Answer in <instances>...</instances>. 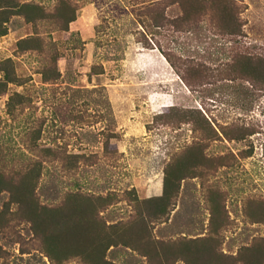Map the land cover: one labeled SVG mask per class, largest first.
Segmentation results:
<instances>
[{"label":"rangeland","instance_id":"obj_1","mask_svg":"<svg viewBox=\"0 0 264 264\" xmlns=\"http://www.w3.org/2000/svg\"><path fill=\"white\" fill-rule=\"evenodd\" d=\"M17 1L29 4L35 20L13 15L0 35V64L11 59L18 77L0 94V170L10 175L41 161L37 194L47 205L69 191H114L101 214L115 223L133 215V198L162 194L166 167L186 163L195 177L181 180L175 207L152 235L177 242L167 251L185 253L196 246L190 238L217 227L224 254L253 242L256 249L264 237V87L241 68L251 57L264 63V0H217L182 24L172 22L177 5L161 2L162 26L142 0ZM228 12L241 34L216 29L230 22ZM28 37L34 48L19 50L17 41ZM14 93L21 97L9 111ZM8 199L2 191L0 264H86L50 261ZM106 258L165 264L123 245L111 246Z\"/></svg>","mask_w":264,"mask_h":264},{"label":"trees","instance_id":"obj_2","mask_svg":"<svg viewBox=\"0 0 264 264\" xmlns=\"http://www.w3.org/2000/svg\"><path fill=\"white\" fill-rule=\"evenodd\" d=\"M169 1V5H177L180 13L172 18L174 23H187L190 17L196 19L204 16L209 10L207 4H215L217 0H142L141 4H149L147 7L155 13V23L162 26L165 18L161 7V2ZM61 3V2H60ZM28 3L21 4L17 0H0V35L7 32L6 23L13 15H23L26 21L33 22L35 19L25 10ZM229 13V23L216 24V29L226 34H241V27L236 23L234 16ZM215 17L217 12H215ZM38 18H43L40 16ZM74 19V14L67 18V22ZM32 37L21 38L17 41V47L21 51L34 48L28 42ZM165 54V55H164ZM163 55L174 65L168 54ZM261 59V58H259ZM258 58H248L241 68L246 71L249 67L250 78L264 87V63ZM193 62V61H192ZM252 63V68L250 66ZM191 63V62H187ZM190 65V64H189ZM256 68V71L254 67ZM198 64L190 66L192 71H197ZM236 67V66H235ZM3 76L0 78V94L6 92L9 83H17L18 77L14 73L12 60L7 58L0 64ZM254 70V71H252ZM249 74V73H248ZM183 82L193 89L192 85L184 75L180 76ZM47 78V76H45ZM18 93L10 94L7 99V109L14 110ZM165 112L161 116H165ZM48 156L51 153H47ZM78 156H73L76 159ZM70 163V162H69ZM174 165V164H173ZM171 166V164L169 165ZM164 169L163 190L160 196L137 199L136 210L127 220H119L115 223H107L102 216V211L115 200L114 191L107 194H94L86 191L65 192L61 201L47 205L40 201L37 194V187L42 177L43 166L39 160H30L23 170L5 174L0 170V193L7 191L9 199L5 206L15 204V213L28 221L29 228L40 251L53 262H62L72 257L81 258L86 264H116L106 258L107 250L111 246L123 245L129 247L142 256L152 258L153 262L163 260L165 264H173L179 259H183L187 264H196L201 259H209L211 264H237L241 260L242 264H262L264 262V237L260 238L256 249L254 242L251 246H244L238 255H226L218 250L219 237L213 236L218 228L210 231L207 235L190 238L196 246L190 252L182 253V250L167 251L165 247L176 244L175 241H165L155 238L152 235L153 225L166 222L170 211L175 207L180 190V182L186 177H195L190 173V168L184 163V167ZM132 190H126L128 195ZM251 251V253H249ZM249 256H246V254ZM243 255V256H242ZM219 257V258H218Z\"/></svg>","mask_w":264,"mask_h":264},{"label":"crops","instance_id":"obj_3","mask_svg":"<svg viewBox=\"0 0 264 264\" xmlns=\"http://www.w3.org/2000/svg\"><path fill=\"white\" fill-rule=\"evenodd\" d=\"M157 195V194H156ZM158 196V195H157Z\"/></svg>","mask_w":264,"mask_h":264}]
</instances>
